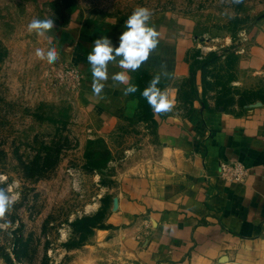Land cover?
Segmentation results:
<instances>
[{"label": "rangeland", "instance_id": "1", "mask_svg": "<svg viewBox=\"0 0 264 264\" xmlns=\"http://www.w3.org/2000/svg\"><path fill=\"white\" fill-rule=\"evenodd\" d=\"M137 7L191 38L189 74L168 71L158 85L175 88L172 113L195 101L235 114L264 104V0H0V187L18 194L0 218V264H142L136 231L151 224H114L111 213L128 167L160 150L142 96L159 58L134 72L139 109L115 128L95 126L85 95L93 42L122 34ZM45 17L55 22L45 36L27 30ZM52 46L55 63L35 56Z\"/></svg>", "mask_w": 264, "mask_h": 264}, {"label": "crops", "instance_id": "2", "mask_svg": "<svg viewBox=\"0 0 264 264\" xmlns=\"http://www.w3.org/2000/svg\"><path fill=\"white\" fill-rule=\"evenodd\" d=\"M149 23L160 33L151 53L159 58L158 70L189 74L188 31L179 23ZM120 35L109 34L114 46ZM259 53L264 56V48ZM250 64L262 60L255 57ZM120 71L118 63L109 64V79L98 97L87 62L85 95L101 132L115 128L125 110L139 109V97L125 96L126 86L111 80ZM128 74L132 83L134 72ZM171 89L166 91L173 99ZM154 117L160 150L128 167L111 213L114 224L140 217L143 227L151 224L145 236L136 231L144 237L142 264H264V104L235 114L195 101L184 114ZM223 163L240 166L242 177L225 173Z\"/></svg>", "mask_w": 264, "mask_h": 264}, {"label": "clouds", "instance_id": "3", "mask_svg": "<svg viewBox=\"0 0 264 264\" xmlns=\"http://www.w3.org/2000/svg\"><path fill=\"white\" fill-rule=\"evenodd\" d=\"M239 4L243 0H232ZM152 13L146 7H137L124 23V30L119 36L118 46H114L107 36L97 38L93 42L91 51L87 55V62L91 66L92 84L91 89L94 95L101 96L105 88V82L109 79L108 66L110 63H118L124 71L111 76V80L117 85H125L123 94L128 96L138 91L135 84L131 83L129 72L137 71L146 63L153 51L159 45L160 33L154 26L150 25ZM55 27L54 19H33L27 30L38 36H45L46 33ZM35 56L41 60L46 59L47 63L53 64L58 59L56 47L44 49L37 48ZM167 71L157 74L143 90L142 96L146 99L154 114L160 115L171 112L175 107L174 99L170 98L166 90L158 87L161 77H167ZM18 194L11 195L5 188L0 187V218H3L8 210L14 205Z\"/></svg>", "mask_w": 264, "mask_h": 264}, {"label": "built area", "instance_id": "4", "mask_svg": "<svg viewBox=\"0 0 264 264\" xmlns=\"http://www.w3.org/2000/svg\"><path fill=\"white\" fill-rule=\"evenodd\" d=\"M222 170L225 173H229L230 176L235 177V178H241L242 177V169L240 166H232L227 163L222 164Z\"/></svg>", "mask_w": 264, "mask_h": 264}, {"label": "water", "instance_id": "5", "mask_svg": "<svg viewBox=\"0 0 264 264\" xmlns=\"http://www.w3.org/2000/svg\"><path fill=\"white\" fill-rule=\"evenodd\" d=\"M117 203H118V199L116 198V205H117Z\"/></svg>", "mask_w": 264, "mask_h": 264}]
</instances>
